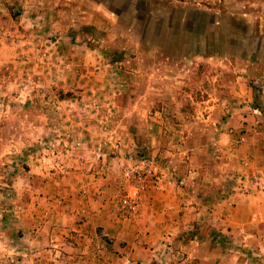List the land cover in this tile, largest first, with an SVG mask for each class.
<instances>
[{"label": "rangeland", "instance_id": "obj_1", "mask_svg": "<svg viewBox=\"0 0 264 264\" xmlns=\"http://www.w3.org/2000/svg\"><path fill=\"white\" fill-rule=\"evenodd\" d=\"M101 1L107 30L89 0H0V230L28 150L39 166L85 140L159 164L196 154L245 192L264 174L227 166L264 134V0Z\"/></svg>", "mask_w": 264, "mask_h": 264}, {"label": "crops", "instance_id": "obj_2", "mask_svg": "<svg viewBox=\"0 0 264 264\" xmlns=\"http://www.w3.org/2000/svg\"><path fill=\"white\" fill-rule=\"evenodd\" d=\"M101 10V0H89V24L98 29ZM82 144L88 150L72 146L53 165L39 166L26 150L27 170L10 190L21 199L2 214L0 264H264V191L246 180V192L222 183L195 154L186 165L160 163L182 185L140 192L138 205L123 210L116 172L104 168L98 147ZM229 155V173L264 170V134Z\"/></svg>", "mask_w": 264, "mask_h": 264}, {"label": "built area", "instance_id": "obj_3", "mask_svg": "<svg viewBox=\"0 0 264 264\" xmlns=\"http://www.w3.org/2000/svg\"><path fill=\"white\" fill-rule=\"evenodd\" d=\"M241 140H243V137H239V141ZM234 143L237 144L238 141H234ZM70 144H74L73 147H75V143L70 142ZM97 147L98 159L103 158L104 163L102 165L107 164L104 168L116 172L117 200L123 210H132L138 205V193L140 192L158 191L171 185L179 186L183 184L174 175L173 171L162 167L153 157L144 153L127 150L123 145L113 144L107 139L98 141L94 149H97ZM105 147L112 150V152L107 154L104 151ZM57 154L56 157L59 158L60 152L56 151L55 155ZM106 174H103L104 177L108 176V173ZM240 179L242 182L247 179L250 184L264 190V174L262 173L257 177L242 176ZM242 187L245 186L242 185Z\"/></svg>", "mask_w": 264, "mask_h": 264}]
</instances>
